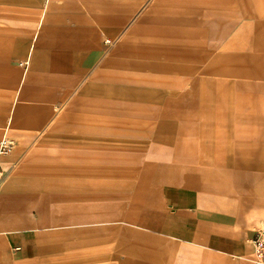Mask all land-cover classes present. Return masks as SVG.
<instances>
[{
    "label": "rangeland",
    "instance_id": "1",
    "mask_svg": "<svg viewBox=\"0 0 264 264\" xmlns=\"http://www.w3.org/2000/svg\"><path fill=\"white\" fill-rule=\"evenodd\" d=\"M138 10L96 72L52 105L48 115L22 117L15 124L11 111L19 102L20 84L0 86V94L10 95L2 100L8 107L0 135L13 141L10 153L0 157L6 171L0 183V264L40 258L63 264H120L125 258L169 264L184 250L178 247L180 232L198 217H235L242 230L253 234L264 228V0H143ZM193 15L201 24L185 22ZM176 21L202 34L175 36L169 28ZM188 46L201 52L202 60L184 58L181 48ZM18 62L21 73L25 68ZM20 63L25 66L24 60ZM1 72L8 76L12 69ZM191 85L196 111L184 118L164 112L159 93L181 96ZM178 126L194 132L182 135L176 150L180 156L197 155L199 139L230 141L194 168L240 173L242 181L251 183L250 204L239 202V189L223 179H214L212 188L225 203L238 200L231 212L202 201L177 206L161 191L140 192L143 164L169 144L174 147L168 133ZM14 128L17 138L10 134ZM92 165L107 173L93 176ZM124 168L131 173L121 177ZM94 185L110 195L102 202L121 200L134 222H97V229L81 233H62V226L48 222L51 209L65 204L63 197H78ZM7 196L11 202H3ZM80 252L84 255L73 257Z\"/></svg>",
    "mask_w": 264,
    "mask_h": 264
},
{
    "label": "crops",
    "instance_id": "2",
    "mask_svg": "<svg viewBox=\"0 0 264 264\" xmlns=\"http://www.w3.org/2000/svg\"><path fill=\"white\" fill-rule=\"evenodd\" d=\"M142 2L143 0H0V86L8 85L11 88L18 82L20 84L16 98L19 102L16 101L11 111L14 123L23 122L20 118L26 116L48 115L52 105L64 100L78 85L90 78L104 54L111 51L114 41L124 33L135 13H139L138 7ZM176 22V26L169 28L175 36L184 34L193 38L202 34L200 29L181 28L178 25L181 21ZM185 22L201 24L194 15ZM174 50L176 57H179L178 47L175 46ZM181 51H184V58L190 61L202 60V54L197 49L188 46L181 48ZM20 60H24V67ZM17 61L21 68H25L21 73L17 68ZM2 68L12 69V73L5 76L1 72ZM193 86L182 92L181 96L171 93V96L166 97L159 93L165 104L164 112L175 113L180 118L194 113L197 93ZM6 99H10V95L0 94V121L8 107L2 102ZM209 130L215 131L216 128L211 127ZM189 133L194 132L183 126L168 133L172 134L171 140L174 141L170 142L174 143V147L169 144L171 148H165L161 155H156L152 161L143 164L140 192L161 191L167 201L177 206L202 201L210 205H225L223 208L231 212L238 200L233 198L225 203L223 201L227 199L215 196L216 191L212 188L214 179H223L231 187L239 189L238 192L243 195L239 202L250 204L253 201L251 183L242 181L240 173L236 177L237 172L227 168L222 170L223 173L219 169L194 168L203 163L204 155L209 152L216 154L221 145L231 144L230 141L224 139L223 142L211 140L202 143L199 139L196 141L200 147L197 155L180 156L176 152L179 142L184 140L182 135ZM10 134L16 138L19 136L16 128ZM2 136L11 139L4 133L0 138ZM233 140L237 144V133ZM65 169L61 171L66 173ZM90 171H93V176L107 173L105 167L94 165ZM120 172L121 177L131 173L126 168ZM248 178L251 176L248 175ZM93 187L87 193L78 194V197H63L61 200L65 204L55 207V210L51 209L54 214L49 217L48 222L62 226V233L91 232L97 229V222H134L135 219L125 212L121 200H117V203L102 202L103 196L110 195L98 192L95 189L98 186ZM222 193H225L224 189ZM1 196L5 194L2 193ZM41 196L49 201L53 200L46 195ZM9 198L5 197L3 202H11ZM117 198H123V194ZM241 228L240 221L235 217H198L187 222L179 234L181 239L178 243V247L184 250H179L174 259L171 256L169 264H257L253 259L251 244L253 233ZM120 250L121 253L127 252L126 248ZM131 252L139 255L138 251ZM83 255L80 252L73 257ZM30 264L63 263L40 258ZM66 264L70 262L67 261ZM120 264L141 263L125 258Z\"/></svg>",
    "mask_w": 264,
    "mask_h": 264
},
{
    "label": "built area",
    "instance_id": "3",
    "mask_svg": "<svg viewBox=\"0 0 264 264\" xmlns=\"http://www.w3.org/2000/svg\"><path fill=\"white\" fill-rule=\"evenodd\" d=\"M13 146V141L7 136H2L0 138V157L10 153ZM5 177V171L0 165V183ZM251 244L253 248V253L255 260L261 264H264V228L257 230L252 238Z\"/></svg>",
    "mask_w": 264,
    "mask_h": 264
}]
</instances>
